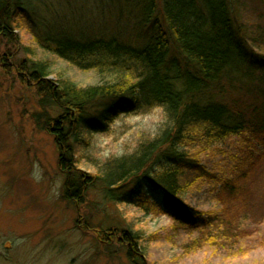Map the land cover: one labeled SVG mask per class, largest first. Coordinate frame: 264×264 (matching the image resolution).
I'll use <instances>...</instances> for the list:
<instances>
[{
    "label": "trees",
    "instance_id": "trees-1",
    "mask_svg": "<svg viewBox=\"0 0 264 264\" xmlns=\"http://www.w3.org/2000/svg\"><path fill=\"white\" fill-rule=\"evenodd\" d=\"M24 1L0 0V70L6 76L14 72L36 94L40 108L29 117L53 137L58 167L65 175L62 196L68 203L81 209L95 182L114 201L113 191L133 182L139 199H145L146 188L163 194L164 204L182 214L187 224L196 211L180 196L194 184L209 182L219 210L243 207L246 167L264 150V53L253 48L264 41V28L257 24L249 29L237 11L238 0H144L143 29L148 33L139 31L134 41L116 32L83 39L69 35L47 44L55 57L104 79L87 87L61 75L49 77L46 59L29 66L25 60L13 62L23 18L17 16L30 14ZM98 103L101 109L91 113L90 107ZM48 106L60 115L53 116ZM157 108L165 114L164 125L130 156L108 161L88 175L76 167L74 149L84 132H104L121 115ZM233 141L237 147L223 173L202 165V155ZM82 218L80 226L86 228L91 218ZM138 238L126 229H108L100 240L117 241L131 264H143Z\"/></svg>",
    "mask_w": 264,
    "mask_h": 264
},
{
    "label": "rangeland",
    "instance_id": "rangeland-1",
    "mask_svg": "<svg viewBox=\"0 0 264 264\" xmlns=\"http://www.w3.org/2000/svg\"><path fill=\"white\" fill-rule=\"evenodd\" d=\"M143 4L144 0H25L23 7L30 14L17 16L23 18L16 29L19 46L13 62L25 60L29 66L46 59L51 78L61 75L80 87L97 84L104 79L94 70L76 69L52 55L47 44L69 35L83 39L116 32L134 41L139 31L148 33L143 29ZM236 8L249 29L257 24L264 28L262 2L238 0ZM253 48L264 53V41ZM3 51L0 41V56ZM101 107H90L91 113ZM39 108L32 89L14 72L6 76L0 70V264H131L124 246L100 240L108 229L136 233L143 264H264V150L246 167L242 208L236 204L223 212L214 201L212 183L194 184L180 196L196 211L185 224L183 215L166 206L163 194L151 188L139 199L131 182L113 191L116 200L110 201L102 184L95 182L77 209L62 196L65 175L58 167L53 137L37 129L29 117ZM48 108L53 116L60 115L57 108ZM165 121L163 110L157 108L121 115L104 132H84L74 149L76 167L88 175L108 161L130 156L141 141L157 135ZM234 143L202 155V165L223 173L237 147ZM85 215L91 218L90 228L80 226Z\"/></svg>",
    "mask_w": 264,
    "mask_h": 264
}]
</instances>
